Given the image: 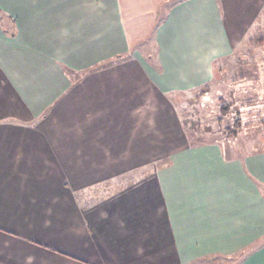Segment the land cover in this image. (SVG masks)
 I'll return each instance as SVG.
<instances>
[{
  "label": "crops",
  "instance_id": "obj_1",
  "mask_svg": "<svg viewBox=\"0 0 264 264\" xmlns=\"http://www.w3.org/2000/svg\"><path fill=\"white\" fill-rule=\"evenodd\" d=\"M93 1L0 0V11L19 21L14 33L0 27V264H107L119 259L109 250L144 244L149 231L116 242L123 223L109 229L105 221L108 185L98 205L81 204L76 195H92L100 189L94 183L107 178L133 176L161 155L165 256L184 264L243 255L238 264H264V147L243 153L193 142L169 101L208 80L200 56L205 31L228 41L220 1L234 12L230 18L243 21L232 27L237 37L264 0H110V11L98 12ZM165 2L169 8L151 31V63L132 47V37H141L132 21L145 13L154 19ZM49 19L60 20V28L43 29ZM115 54L118 61L109 64ZM152 112L167 117L163 150L140 156L139 147L155 148L150 131L139 130ZM262 124L264 136V109ZM150 245L130 257L150 259Z\"/></svg>",
  "mask_w": 264,
  "mask_h": 264
},
{
  "label": "rangeland",
  "instance_id": "obj_2",
  "mask_svg": "<svg viewBox=\"0 0 264 264\" xmlns=\"http://www.w3.org/2000/svg\"><path fill=\"white\" fill-rule=\"evenodd\" d=\"M93 2L91 6L93 11L96 12L101 8L106 9V6L110 11V7L113 6L110 0H94ZM169 3L171 2L160 5L154 19L152 14L145 13L140 16V20L132 21L134 27H136V24L139 25L138 34L141 36L138 39L139 41L136 37H134L136 39L132 37L134 44L132 47L140 52L144 59H149L151 63L153 62L150 59H155L157 49L151 31L164 18ZM126 4L128 2H125ZM224 4L220 1L219 9L221 8V10L219 13H221L228 41L222 33L220 37H217L215 33L213 35L210 32L206 33V31L203 35L205 48L200 56L202 55L204 68L208 71V80L198 86H191L187 90L172 93L169 101L172 104L175 118L180 122L183 132L189 140L196 143H221L225 148L226 145H230L231 150L239 152V148H241L240 151L243 153L245 149L257 151L264 147L262 124L264 109V5L262 12L259 15L257 14L250 22L246 28L247 30L242 35L234 37L235 34L232 32L234 23L240 24L243 21L238 22L232 19L234 12L225 11ZM130 5L135 7L134 3ZM86 7L88 6L86 5ZM79 8L85 9V6L77 5L78 10H76L79 11ZM63 10L64 5H61L59 12ZM0 15H3V17L0 16L1 30L4 31L5 29L9 33L16 32L19 21L13 17L8 19V16L2 10ZM231 15L232 18H230ZM47 23H53L54 26L60 28L59 23L61 22L58 19L43 20L41 21L43 29ZM33 25L36 24L33 23ZM153 25L155 27H152ZM147 28H150V30ZM44 33L46 38H50L49 31ZM136 41L138 42L134 43ZM211 43L213 47L219 46L218 50H208V45ZM49 53L53 54L51 46L49 47ZM129 56L127 55L125 58ZM111 59L114 60L110 61ZM110 60L109 64L117 62V55L115 54ZM59 64L60 67H67L61 63ZM64 72L69 73L66 69ZM154 114L155 112H152L149 117V124L147 118L142 122L145 123L146 120L147 128L142 126L139 127V130L141 134L143 132L142 135H148L150 131L151 140L155 141L153 143L155 148L149 147L150 149H148L143 144L145 147H139L140 156H150L152 152L154 154L153 150L155 149L158 157V153L163 150L164 127L169 124L166 121L167 117L164 118ZM236 122H238L237 126H235ZM143 138L147 137L143 136ZM151 147H153L152 144ZM242 148L244 149L242 150ZM227 150L230 149L227 148ZM161 156L150 160L149 163L141 164L138 169L133 170V176L125 174L94 183L93 186L99 185L97 188L100 187V189L94 191L93 188L90 191L92 193L90 196H87L85 191L77 193L76 198L79 203H88L91 199L90 202L93 201L98 205L100 202L99 196L102 193L101 188L103 189L105 185L109 186L107 196H104L102 201L106 210L105 221H108L109 229L112 228L110 222L115 223L116 220H119L123 223L122 228H120L122 230L121 236L116 238V242H119V244L122 240L134 241L131 235L135 232L138 236L143 232L149 231L151 233L150 235L144 234L145 239L140 242L144 244L132 242V245H127L125 243L120 245L123 246L122 250H119L118 247H116V250L115 248L109 250V258L112 255H118L119 259L118 261L107 259V264H183L175 258L166 257L164 253L167 246L163 245V238L166 233L162 217V203L158 202V187L162 188V177L165 171V158ZM135 223H140L139 230L134 226ZM145 244H148V246L152 244L150 245V259H146L145 256L140 257V259L132 258L131 252H136L137 248L140 249ZM112 247L113 244H109V248ZM242 258L243 255L233 258L209 255L206 258L189 260L184 264H238Z\"/></svg>",
  "mask_w": 264,
  "mask_h": 264
},
{
  "label": "trees",
  "instance_id": "obj_3",
  "mask_svg": "<svg viewBox=\"0 0 264 264\" xmlns=\"http://www.w3.org/2000/svg\"><path fill=\"white\" fill-rule=\"evenodd\" d=\"M237 125H238V122L235 123V126H237Z\"/></svg>",
  "mask_w": 264,
  "mask_h": 264
}]
</instances>
